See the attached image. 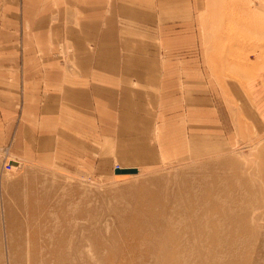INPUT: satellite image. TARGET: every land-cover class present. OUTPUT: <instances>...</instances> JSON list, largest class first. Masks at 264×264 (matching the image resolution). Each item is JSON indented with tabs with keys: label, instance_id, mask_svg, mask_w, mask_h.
<instances>
[{
	"label": "crops",
	"instance_id": "crops-1",
	"mask_svg": "<svg viewBox=\"0 0 264 264\" xmlns=\"http://www.w3.org/2000/svg\"><path fill=\"white\" fill-rule=\"evenodd\" d=\"M251 32L264 0H0V147L113 173L228 151L264 121Z\"/></svg>",
	"mask_w": 264,
	"mask_h": 264
},
{
	"label": "rangeland",
	"instance_id": "rangeland-1",
	"mask_svg": "<svg viewBox=\"0 0 264 264\" xmlns=\"http://www.w3.org/2000/svg\"><path fill=\"white\" fill-rule=\"evenodd\" d=\"M237 118L230 150L136 174L0 147V264H264V121Z\"/></svg>",
	"mask_w": 264,
	"mask_h": 264
},
{
	"label": "water",
	"instance_id": "water-1",
	"mask_svg": "<svg viewBox=\"0 0 264 264\" xmlns=\"http://www.w3.org/2000/svg\"><path fill=\"white\" fill-rule=\"evenodd\" d=\"M10 162H13V161H10ZM16 164V162H13ZM115 173L117 174H127V173H136L137 172V169L134 168V167H128V168H116L114 170Z\"/></svg>",
	"mask_w": 264,
	"mask_h": 264
},
{
	"label": "bare ground",
	"instance_id": "bare-ground-1",
	"mask_svg": "<svg viewBox=\"0 0 264 264\" xmlns=\"http://www.w3.org/2000/svg\"><path fill=\"white\" fill-rule=\"evenodd\" d=\"M10 161H13V162H15V160H10ZM13 162H11V165H14V166H17L15 163H13ZM17 167H19V166H17ZM119 168V167H118ZM137 169V168H136ZM140 170L139 169H137V172H139ZM136 172V173H137ZM115 173V172H114ZM136 173H127V174H136ZM115 174H117V173H115ZM121 174V173H120ZM125 175V174H124Z\"/></svg>",
	"mask_w": 264,
	"mask_h": 264
},
{
	"label": "built area",
	"instance_id": "built-area-1",
	"mask_svg": "<svg viewBox=\"0 0 264 264\" xmlns=\"http://www.w3.org/2000/svg\"><path fill=\"white\" fill-rule=\"evenodd\" d=\"M6 165V170H9L11 168V162L9 161V163H5Z\"/></svg>",
	"mask_w": 264,
	"mask_h": 264
}]
</instances>
